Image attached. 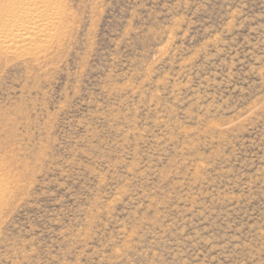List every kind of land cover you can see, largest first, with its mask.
<instances>
[{"label":"rangeland","instance_id":"1","mask_svg":"<svg viewBox=\"0 0 264 264\" xmlns=\"http://www.w3.org/2000/svg\"><path fill=\"white\" fill-rule=\"evenodd\" d=\"M49 1L0 50V264H264V0Z\"/></svg>","mask_w":264,"mask_h":264},{"label":"bare ground","instance_id":"2","mask_svg":"<svg viewBox=\"0 0 264 264\" xmlns=\"http://www.w3.org/2000/svg\"><path fill=\"white\" fill-rule=\"evenodd\" d=\"M63 16L53 1L8 0L0 10V50L39 53L58 33Z\"/></svg>","mask_w":264,"mask_h":264}]
</instances>
